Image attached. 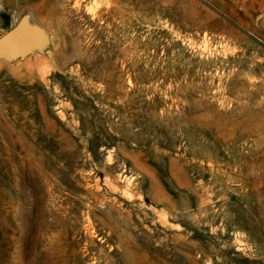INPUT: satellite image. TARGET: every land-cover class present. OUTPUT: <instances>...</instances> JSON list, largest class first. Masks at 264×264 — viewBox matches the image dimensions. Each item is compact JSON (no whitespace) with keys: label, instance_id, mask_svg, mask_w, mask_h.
<instances>
[{"label":"rangeland","instance_id":"374dc122","mask_svg":"<svg viewBox=\"0 0 264 264\" xmlns=\"http://www.w3.org/2000/svg\"><path fill=\"white\" fill-rule=\"evenodd\" d=\"M0 264H264V0H0Z\"/></svg>","mask_w":264,"mask_h":264},{"label":"water","instance_id":"95a60500","mask_svg":"<svg viewBox=\"0 0 264 264\" xmlns=\"http://www.w3.org/2000/svg\"><path fill=\"white\" fill-rule=\"evenodd\" d=\"M43 32L26 15L8 32L0 37V50L13 57L28 53L42 41Z\"/></svg>","mask_w":264,"mask_h":264}]
</instances>
